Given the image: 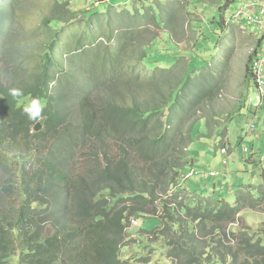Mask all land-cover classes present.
Returning <instances> with one entry per match:
<instances>
[{"label": "trees", "instance_id": "1", "mask_svg": "<svg viewBox=\"0 0 264 264\" xmlns=\"http://www.w3.org/2000/svg\"><path fill=\"white\" fill-rule=\"evenodd\" d=\"M54 2L57 6L42 19L43 26L75 22L68 3ZM175 3L177 16L165 7L162 18L155 15L146 25L163 28L181 43L184 13L205 2ZM233 3L221 0L218 18L216 13L198 21L199 29L191 27L201 37L198 47H210L209 38L215 35L220 40L226 17L234 16L229 11ZM33 4L0 0V264H151L148 257H121L131 218L139 236L152 235L144 247L151 254L164 250L177 264H264V239L229 230L235 240L231 244L226 233L248 199L226 202L215 195L216 188L203 187L202 175L192 178L198 182L194 188L183 181L195 164L189 146L202 137L195 135L200 121L210 136L221 138V147L228 137L227 128L214 131L221 122L215 106L222 85L210 69L206 75L208 66L200 69L202 57L193 53L182 63L183 52L179 56L152 47L158 38L152 34L138 59L150 68L145 74L127 71L129 45L135 40L123 47H67L65 56H72L66 70L57 59L59 47H42L48 38L37 41L23 23ZM87 50L93 54L88 51L90 62L82 66L76 56ZM256 53L247 61L249 82ZM95 55L103 61L102 71L88 74ZM13 88L22 95L12 97ZM33 98L43 105L37 121L23 111ZM239 103L236 113L249 111L247 99ZM250 105L256 126L264 104ZM39 121L42 131L31 133ZM249 153L252 162L256 154L250 148ZM261 188L243 186L239 192L264 199ZM153 219L160 226L146 230ZM48 226L53 234L46 236Z\"/></svg>", "mask_w": 264, "mask_h": 264}, {"label": "rangeland", "instance_id": "2", "mask_svg": "<svg viewBox=\"0 0 264 264\" xmlns=\"http://www.w3.org/2000/svg\"><path fill=\"white\" fill-rule=\"evenodd\" d=\"M43 1L48 2L49 6ZM220 1L203 0L205 4L203 3L198 8L194 7V12L184 13L183 22L186 29L181 43L170 38L171 36L163 28L160 29L154 24L151 26L146 25L147 20L155 15L157 18H162L161 10L164 12L165 7H167L166 11L170 16H177L178 10L175 0H57L61 4L68 3L67 7H69L71 13L77 15V18L73 23L64 21L51 23L49 21L47 28L43 26L42 19L48 18L57 4L54 0H33V8L26 18L23 17V23H26L28 30L34 33L37 41L43 43L48 38L42 44V47H59L57 48V59L66 70H70L71 66L68 59L72 56L71 54L68 57L65 56L67 47L72 49L83 46L123 47L135 40V43L129 45L132 48L129 49L131 52L129 67L126 66L128 67L127 71L133 74H145L146 70L150 68L144 66L145 60L139 62L138 59L144 52L145 44L149 43L152 38V34L158 36L152 47H158L163 53L178 54L179 56L183 52L182 63L188 62L193 53H198L202 57L198 59L201 61L200 69L204 70L208 66V69L205 70L206 75H208L210 69L212 75L219 78L222 85L221 96H219L215 106V112L219 114V120L217 119V121L221 122H219L220 126L215 128L214 131L215 133H221L222 129H228L225 146L228 154L223 155L221 153V138L215 134L210 136L208 129L200 121L199 131H196L195 135L202 137L194 138L195 142L189 146V155L196 159L197 163L194 167L197 170H206L203 168L207 167L208 170H215L220 173L216 179L224 181L225 184L224 187L220 186L216 190L223 191V198L226 202L234 203L237 195H239L238 198L241 203H243L242 199H248L249 203L242 204L244 210L240 213L231 230H238L237 233L241 231L248 232L254 239H264V199L257 200V197H254L255 200L246 194H237L243 186L248 188L251 185L257 186L253 188L262 186L258 190L264 192V124L260 123L261 121L264 123V109L257 113L259 123L255 126V135L252 137H247L246 134L249 123L253 119L254 111L252 110L254 109L249 104V106L247 105L248 112L241 109L236 113L240 104L239 101L242 98L247 100L250 98L254 101L257 96L255 83L252 80L251 82L248 81L246 66L250 52L257 45L254 36L260 34V32L251 26H247L246 31L236 25L226 26L220 40L216 35L210 37V42L207 41L210 47H203L202 49L198 47L201 37L197 38V33L191 30L192 26L199 29L201 25L197 24L198 21H204V19L208 21L212 18L217 13V5ZM240 1L235 0V3L231 5L230 11L232 13L237 12ZM216 16L218 18V13ZM226 18L228 19V17ZM146 28L149 33L145 34ZM47 30L49 34L44 36ZM210 35L212 34L210 33L207 36ZM197 47L202 50L196 51ZM33 48L37 49L38 47ZM88 51L92 56L93 52L90 50H87L82 56H76L82 66L90 62L87 61L91 57ZM76 64L79 65L77 62ZM93 66L92 72L88 74L102 71L103 61L98 55H95ZM132 67H136V69L134 71L130 70ZM232 114L233 118L230 121V115ZM251 138H257L259 142L253 146ZM215 145L218 147L215 148ZM246 147L252 149L256 154L252 162L248 161L251 153H247ZM37 154L40 155L41 152L36 150V157H38ZM225 159L227 165H223ZM183 181L187 187H190L195 180L190 179L189 176ZM185 200H189L188 195L185 196ZM126 205L130 204L127 203ZM147 223L146 230H153L156 229L157 225L160 226L161 221L153 219L147 221ZM131 225L133 226V224ZM134 229L135 227L130 229L125 237V246L121 251L122 258L127 257L137 260L143 256L148 257L151 264H177L176 261L172 262L171 258L165 257L164 250H158L151 254L145 248V245L150 241L152 235L141 232L139 236V231L136 232ZM132 239H135L134 242H132Z\"/></svg>", "mask_w": 264, "mask_h": 264}, {"label": "clouds", "instance_id": "3", "mask_svg": "<svg viewBox=\"0 0 264 264\" xmlns=\"http://www.w3.org/2000/svg\"><path fill=\"white\" fill-rule=\"evenodd\" d=\"M241 3H242V2L239 3V7H240ZM239 7H238V8H239ZM229 11H230V8H229ZM230 12H231V11H230ZM231 14H233V13L231 12ZM225 21H226V26L236 25V26L240 27L242 30L246 31L247 26H243V25H241V23H240V24L234 23V22L232 21V19H230V18H228V19L226 18ZM255 29H256V28H255ZM256 30L260 32V34H257V35L254 36L256 42H258V39H260V38H262V37H263V40H262V42L259 43V46H258V44H257L256 47H255L254 49H252V51L250 52V54H254L255 51H257L256 56L254 57V59L258 56L259 52L261 51V49H262L263 46H264V33H263V31H261V30H259V29H256ZM221 36H223V33L221 34ZM254 59H253V60H254ZM252 82L255 83L253 77H252ZM255 85H256V83H255ZM10 94H11L12 97H19V96L22 95V92H21L20 89L13 88V89L10 90ZM255 99H256V98H255ZM255 99H254V101H255ZM248 101H249L250 104H252L253 107H254V101H253L252 99H250V98H248ZM23 111H24L25 115H26L30 120L37 121V120H39V119L42 118L43 105H42L41 101L39 100V98H33V99H31L30 102H28V103H26V104L24 105ZM38 123L41 124V121H39ZM38 123H37V124H38ZM37 124H36V125H37ZM36 125H35V126H36ZM251 125H254V130H253V131H251V129H250V126H251ZM34 128H35V127L32 128V132H31V133L36 132V131L34 130ZM41 131H42V130H41ZM255 131H256L255 124H254L253 121H250V123H249V127H248V129H247V134H246L247 137H252L253 135H255ZM36 133H38V132H36ZM217 134H219V133H217ZM215 135H216V134H215ZM251 139H253V138H251ZM255 139H257V138H255ZM257 140H258V139H257ZM220 142H221V139H220ZM226 143H227V139H226ZM251 144H252V142H251ZM217 147H218V146L215 145V148H217ZM220 147H221V145H220ZM246 151H247V153L249 154V147H246ZM221 153H222L223 155H227V154H228L227 148H226V147H221ZM194 160H195V159H194ZM223 165H227V161H226V159L223 161ZM192 167H193V168H191V169L189 170V173H188L187 175L184 176L183 180H185V179L188 178L189 176H190V179H192V178L195 177V176H199V175H202V176L204 177V179H209V178L211 179V178H217V177L220 175V173H219L218 171H215V170H202V171H201V170H197V169L194 167V165H193ZM203 187H206V185L203 186ZM253 187H257V186H253ZM239 191H240V190H239ZM239 191L237 192V194H240ZM172 193H173V191L170 192V195H172ZM238 196H239V195H237V198H236V199L240 200V199L238 198ZM239 202L241 203V200H240ZM232 204H233V203H232ZM243 210H244V209H243ZM243 210H242L241 212H243ZM241 212H240V213H241ZM240 213L238 214V216H237V218H236V221H237V219L239 218ZM235 223H236V222H235ZM235 223L229 225V226L227 227V230H226V233H227V235H228V238H230L231 241H232L231 244H234V243H235V240L233 239L232 235L229 234V230L231 231V228L233 227V225H234ZM131 224H133V226L130 225V226L127 228V233H128V231H129L130 229H132L133 227H135L136 221L134 220V218H131ZM129 233H131V232H129ZM52 234H53V230L51 229L50 226H48V227H47V231H46V236H49V235H52ZM132 236H134V235H132ZM134 240H135V239H134ZM134 240L132 239V242H134ZM124 242H125V239H124ZM124 242H123V244H124Z\"/></svg>", "mask_w": 264, "mask_h": 264}, {"label": "built area", "instance_id": "4", "mask_svg": "<svg viewBox=\"0 0 264 264\" xmlns=\"http://www.w3.org/2000/svg\"><path fill=\"white\" fill-rule=\"evenodd\" d=\"M233 14L231 19L234 23L251 26L264 33V0H242L237 12ZM252 70L257 89L254 107L261 108L264 104V46L254 59ZM250 129L253 131L254 125Z\"/></svg>", "mask_w": 264, "mask_h": 264}, {"label": "crops", "instance_id": "5", "mask_svg": "<svg viewBox=\"0 0 264 264\" xmlns=\"http://www.w3.org/2000/svg\"><path fill=\"white\" fill-rule=\"evenodd\" d=\"M252 144H256V143H258L259 141L257 140V139H252ZM195 159V158H194ZM195 161H196V159H195ZM196 163H197V161L195 162V164H194V166H196ZM193 168V167H192ZM203 169H206V170H208V168L207 167H205V168H203ZM205 180V183L203 184V186H205L206 185V187H213V188H219L220 186L221 187H224V181H222V180H219V179H216V178H209V179H204ZM198 182L195 180L193 183H192V187L194 188L195 186H196V184H197ZM216 190V189H215ZM215 195H223V191H220V190H216L215 191Z\"/></svg>", "mask_w": 264, "mask_h": 264}, {"label": "water", "instance_id": "6", "mask_svg": "<svg viewBox=\"0 0 264 264\" xmlns=\"http://www.w3.org/2000/svg\"><path fill=\"white\" fill-rule=\"evenodd\" d=\"M42 129H43V126H42V124H40V123H38V124L35 126V128H34V130H35L36 132H40Z\"/></svg>", "mask_w": 264, "mask_h": 264}, {"label": "bare ground", "instance_id": "7", "mask_svg": "<svg viewBox=\"0 0 264 264\" xmlns=\"http://www.w3.org/2000/svg\"><path fill=\"white\" fill-rule=\"evenodd\" d=\"M254 260V259H253Z\"/></svg>", "mask_w": 264, "mask_h": 264}]
</instances>
